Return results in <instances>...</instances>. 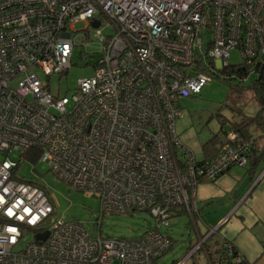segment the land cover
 I'll use <instances>...</instances> for the list:
<instances>
[{"label": "built area", "instance_id": "2783aa9c", "mask_svg": "<svg viewBox=\"0 0 264 264\" xmlns=\"http://www.w3.org/2000/svg\"><path fill=\"white\" fill-rule=\"evenodd\" d=\"M91 46L93 74L70 97L37 76L66 74L75 48ZM232 50L259 74L264 0H0V264H154L166 254L170 215L195 216L199 182L248 161L251 142L232 129L201 160L175 130L179 99L230 66ZM32 149L59 182L95 194L101 214L145 211L155 225L113 238L51 223L45 189L19 179Z\"/></svg>", "mask_w": 264, "mask_h": 264}, {"label": "rangeland", "instance_id": "374dc122", "mask_svg": "<svg viewBox=\"0 0 264 264\" xmlns=\"http://www.w3.org/2000/svg\"><path fill=\"white\" fill-rule=\"evenodd\" d=\"M84 27L86 23L82 21L74 24V30H80L78 32L80 38L84 34L81 31ZM88 30L92 33L90 27ZM94 46L88 47L87 53L83 47H76L66 74H53L46 78L39 70H35L37 76L49 84L53 94L59 90L61 96L70 97L78 82L93 74V65L99 59ZM228 61L231 66L241 65V57L237 50L230 52ZM219 76L212 77L194 96L179 99L182 114L175 119V130L180 140L193 151L198 160L203 155L202 143L208 141L215 133L224 140L225 131L230 129V121L237 120L241 113L254 116L259 109V103L254 99L251 89L254 79L252 75L245 79L229 78L223 74ZM10 156L17 160L19 154L11 153ZM18 175L19 178L37 182L46 189L55 208L51 223L59 219L78 221L91 236L97 235L100 225V234L113 238H133L155 225L153 217L145 211H134L131 214L112 212L101 214L100 201L95 194L65 186L49 171L45 162L25 159L19 165ZM187 220L185 215L170 218V227L167 231L172 239V246L156 264H169L173 260L182 264H208L199 252H195L193 257L189 256V244H197L198 241L191 222L188 223ZM31 237V234L24 235L18 248L29 242ZM212 247L214 248L215 244Z\"/></svg>", "mask_w": 264, "mask_h": 264}, {"label": "crops", "instance_id": "0c3cea01", "mask_svg": "<svg viewBox=\"0 0 264 264\" xmlns=\"http://www.w3.org/2000/svg\"><path fill=\"white\" fill-rule=\"evenodd\" d=\"M250 167L232 166L215 181L196 187L191 225L198 242L206 239L200 255L208 264V254L228 244L249 264H264V160Z\"/></svg>", "mask_w": 264, "mask_h": 264}, {"label": "trees", "instance_id": "16d2710c", "mask_svg": "<svg viewBox=\"0 0 264 264\" xmlns=\"http://www.w3.org/2000/svg\"><path fill=\"white\" fill-rule=\"evenodd\" d=\"M255 71L258 70V66H254ZM219 74H213L214 76H219L220 74L226 75L229 78L237 77L239 79H245L247 76L252 75L254 77L252 84H251V89L253 91V97L254 99L259 103V109L254 116H248L244 115L241 113V115L238 116L237 120H232L229 122L230 124V129L234 130L240 137H242L245 140H249L251 142V148L250 152L248 155V161L245 167L250 163L251 167L250 170L252 169L253 165L257 163L259 160H264V76H262L260 79H258V75L253 73L250 74V68L241 65L237 67V65H230L226 68L221 69ZM228 75H227V74ZM221 77V76H219ZM257 133V134H255ZM222 143V139L218 136L217 133L213 134L211 138L202 143V153L205 156V158H211L216 152L219 146ZM26 159H29L30 161L37 162L38 161V153L34 149H32L30 152H28V155H25ZM244 168V167H243ZM21 180L36 184L40 187L37 182H34L32 180H26L19 178ZM201 183V182H199ZM43 188V187H42ZM45 189V188H44ZM46 191V189H45ZM47 193V191H46ZM133 213V212H132ZM175 215H185L184 210L182 209H177L175 212H173L170 215V218H172ZM195 217V216H194ZM194 217L188 218V223H190ZM99 227V232H100V225ZM170 227V222L169 226L166 228V235L171 241V246H172V239L167 231V229ZM150 228V227H149ZM148 229V228H147ZM146 230V229H145ZM144 230V231H145ZM206 240V239H205ZM204 240V241H205ZM198 243V242H197ZM196 244V243H195ZM195 244H189L188 250L193 249ZM205 245L202 244V246H198L192 253H190V257H193L195 252H201ZM171 248V247H170ZM158 258L154 259V264L157 263ZM208 258L211 259L212 264H249L242 256L237 254L236 250L232 248L231 252L227 250V245H222L220 248H217L214 251V254L211 253L210 255L208 254ZM179 262L176 260L171 261L169 264H178Z\"/></svg>", "mask_w": 264, "mask_h": 264}, {"label": "water", "instance_id": "95a60500", "mask_svg": "<svg viewBox=\"0 0 264 264\" xmlns=\"http://www.w3.org/2000/svg\"><path fill=\"white\" fill-rule=\"evenodd\" d=\"M92 25H93L94 28H96L98 26V22H93ZM262 74H264V65H262L260 67L259 74H258V79H260L262 77ZM47 236H48V231H45V232H43L41 234H37L35 236V239L43 241V240H45L47 238Z\"/></svg>", "mask_w": 264, "mask_h": 264}]
</instances>
